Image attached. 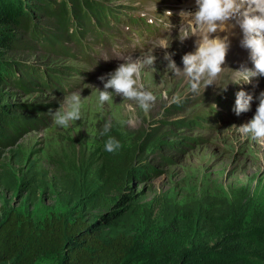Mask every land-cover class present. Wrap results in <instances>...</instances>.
Instances as JSON below:
<instances>
[{
    "label": "rangeland",
    "instance_id": "obj_1",
    "mask_svg": "<svg viewBox=\"0 0 264 264\" xmlns=\"http://www.w3.org/2000/svg\"><path fill=\"white\" fill-rule=\"evenodd\" d=\"M61 1V12L67 15L69 7L74 5L77 18L85 4L102 2L106 9L114 11L115 17L109 15L101 24L108 28L117 17L113 27L118 31L125 30L126 24L132 27L133 22L126 15L144 5L152 8L176 5L180 12L197 11L196 0ZM39 3L45 4L47 11L39 9L35 1L28 8L35 26L34 38L38 42L46 39L51 45L35 44L34 48L19 47L12 52L0 49V72L7 75L11 70L13 74L0 85V119L5 121H0V223L12 212L27 216L37 228L53 216L66 222L81 218L90 224L101 214L110 213L107 221L98 225L105 242L125 234L147 243L162 229L171 227L172 222L184 218L182 215L195 210L201 201L216 203L225 198L241 212L253 215L254 228L259 229L264 223V142L242 136L235 127L250 122L255 116L259 104L255 97L264 91V77L260 85L246 86L245 92L254 96L251 111L237 116L232 108L235 109L236 94L244 90L243 83H235L236 76L231 70L221 74L215 85L206 90L202 87L199 93L190 91L186 76H174L171 69L167 70L165 51L174 53L172 58L181 70L182 57L196 51L198 37L192 36V17L172 34L157 40L154 46L135 54L128 52L109 65H100L87 52L88 56L76 53L70 36L63 40L62 51L53 47L56 43L50 35L55 30L48 27L55 26V22H51L48 10L53 5L57 9L58 0ZM114 29H105V35L117 37L119 33ZM14 35L25 37L17 31ZM242 38L243 33L237 27L230 37L224 67L238 70L244 64L255 70L250 52L240 46ZM91 40L92 36H88L87 41L93 42L98 50L100 43ZM161 41L169 46L167 50L159 48ZM150 50L157 57L156 71L146 66L142 83L145 90L157 97L151 110L144 113L134 101L124 100L111 89L113 103L101 106L98 91L93 90L92 95L88 85L103 91L104 84L99 77L114 72L124 58L140 59ZM23 70L31 73L30 88L13 83L20 79ZM97 70L101 73H95ZM72 92L81 93L86 99L83 119L65 129L55 125L48 113L58 110L65 96ZM177 93L182 102L171 103ZM130 104L137 118L135 127L120 123L132 115L128 111ZM34 120L43 125L33 130ZM109 121L112 124L109 133L101 135L104 124ZM109 136L121 144L116 153L104 150ZM136 157L138 165L134 168L130 160ZM106 159L121 163L124 176L119 182L123 187L114 192L113 179L109 183L104 179L92 194L82 193L80 172L86 166L104 164ZM131 170L133 175L129 174ZM244 247H229L225 251L234 250L237 255L251 253ZM213 250L219 247L209 249ZM63 260L62 254H53L39 258L35 264H63ZM178 262L179 258L164 254L149 264Z\"/></svg>",
    "mask_w": 264,
    "mask_h": 264
},
{
    "label": "trees",
    "instance_id": "obj_2",
    "mask_svg": "<svg viewBox=\"0 0 264 264\" xmlns=\"http://www.w3.org/2000/svg\"><path fill=\"white\" fill-rule=\"evenodd\" d=\"M32 1L37 2L39 9L47 11L45 4L39 3L43 0H0V49L12 52L19 47L34 48L35 44L43 47L51 45L46 39L38 42L34 38L35 26L28 11ZM61 3L58 0L57 9L53 5L48 10L51 22H55V26L48 27L55 30L54 35H50L56 43L52 46L59 51L63 50L61 44L65 38H73L68 32L71 19L75 18L80 27L86 24L83 12L77 18L75 6L71 5L65 15L59 9ZM95 7V4H85L84 11L93 12ZM16 31L25 37L22 39L14 35ZM10 71L7 75L0 72V85L13 76ZM31 77L30 71L23 70L20 79L13 83L30 88L33 83ZM33 124V130L43 125L38 120H34ZM8 131L14 133L13 129ZM130 161L131 167L136 168L137 157ZM89 167L80 172L82 193L92 194L104 179L107 183L113 179L114 192L123 187L119 182L124 176L120 162L106 159L104 164ZM129 174L133 175V170ZM108 215L110 213L101 214L90 224L81 218L66 222L53 216L37 228L27 216L12 212L0 223V264H35L39 258L53 254H62L63 264H149L160 260L164 254L172 259L179 258L178 264H264V248L259 247L264 245V223L255 229L253 215L241 212L225 198L216 203L201 201L195 210L182 215L184 218L172 222L171 227L162 229L147 243L125 234L105 242L98 225L104 224ZM246 217L250 219L246 220ZM235 246H247L244 248L251 253L237 255L234 250L225 251V248ZM211 247H219V250L209 251Z\"/></svg>",
    "mask_w": 264,
    "mask_h": 264
},
{
    "label": "clouds",
    "instance_id": "obj_3",
    "mask_svg": "<svg viewBox=\"0 0 264 264\" xmlns=\"http://www.w3.org/2000/svg\"><path fill=\"white\" fill-rule=\"evenodd\" d=\"M196 6L195 13H181L182 18L185 16L193 18L192 36L198 37L196 51L182 57L183 70L173 60L174 53L165 51L164 60L167 61V70L171 69L174 76L181 74L186 76L192 93H199L202 87L206 90L208 86L215 85V81L221 74L228 70L235 73L237 84H251L255 78L264 77V0H196ZM166 15L171 16L172 13L168 12ZM148 22L153 21L149 19ZM237 27L243 33L240 46L250 52V60L255 70L244 64L238 70L224 67L231 46L230 37L235 34ZM218 33H227V35L221 37ZM213 34L217 35L213 37ZM159 48L167 50L169 46L161 41ZM153 52L150 50L140 59L126 57L114 72L99 77L104 84L103 91L92 85H88L87 88L92 89V95L93 90L98 91V103L101 106L106 102L113 103L115 93V95L123 96L124 100L134 101L144 113H148L157 97L151 91L145 90L142 83V71L146 66L156 71L154 65L157 57ZM110 89L114 90V93L109 91ZM163 95L167 99V93ZM253 99V95L239 91L236 94L234 109L236 115L240 116L251 111ZM255 99H258L259 104L253 119L239 127H233L237 128L242 136L264 142V91L260 92ZM84 100L86 99L82 98L81 93L72 92L65 96L58 110L54 112L50 110L48 114L55 125L67 129L72 122L83 119ZM181 102L180 93L175 94L171 99V103L174 104ZM128 111L132 115L120 123L135 127L137 118L131 104L128 105ZM111 127L110 121L105 123L101 135H107ZM120 149V142L109 136L105 141L104 150L108 153H116Z\"/></svg>",
    "mask_w": 264,
    "mask_h": 264
},
{
    "label": "bare ground",
    "instance_id": "obj_4",
    "mask_svg": "<svg viewBox=\"0 0 264 264\" xmlns=\"http://www.w3.org/2000/svg\"><path fill=\"white\" fill-rule=\"evenodd\" d=\"M69 48V47H68ZM68 52V51H67ZM228 57V56H227ZM95 73H101V71L100 70H97V71H95Z\"/></svg>",
    "mask_w": 264,
    "mask_h": 264
}]
</instances>
